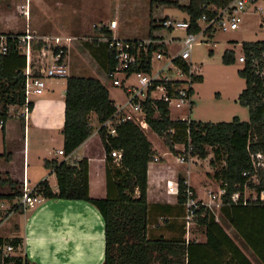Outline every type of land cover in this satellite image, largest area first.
I'll return each instance as SVG.
<instances>
[{"label":"trees","instance_id":"16d2710c","mask_svg":"<svg viewBox=\"0 0 264 264\" xmlns=\"http://www.w3.org/2000/svg\"><path fill=\"white\" fill-rule=\"evenodd\" d=\"M3 0H0V4ZM233 0H190L187 6L177 2L163 1L164 4L175 5L185 12L191 23V32H198V21L202 16L213 17V10L222 9ZM155 21H151V33L156 30ZM109 34V31L104 29ZM9 36V51L0 53V120L5 122L1 129L5 132L8 122L19 120L22 129L25 128L24 118L13 114L12 108L20 109L25 105V75L26 57L18 49L12 37L22 34H3ZM89 45V51L105 69L114 68L116 61L104 45L96 41ZM93 47H92V46ZM42 44L36 46L40 49ZM244 55L247 62L238 72L246 82V87L239 96V103L249 109L250 122H242L234 118L229 123L192 122L189 125L174 122L169 117L166 106L162 107V117L149 120L151 131L164 140L171 153L178 156L177 145L185 148L189 157L206 160L212 148L213 159L210 165L214 168L211 175L219 188L225 190L222 202L230 207L226 215L230 224L238 232L248 247L264 264V169H255L252 155L264 156V42L244 43ZM213 52H210L212 55ZM226 65L235 63V54L227 50L223 56ZM149 65V64H148ZM142 68L149 72V66ZM185 70L189 65L183 64ZM197 80H202L199 76ZM66 85L65 122L62 134L64 136L63 152L65 158L70 157L82 144L94 134L91 117L94 115L100 126L115 113V102L110 98L106 86L98 79L69 76ZM33 103L29 104L32 111ZM18 118V119H17ZM189 129V130H188ZM189 132V133H188ZM106 155V178L108 196L96 199L89 191V162L81 159L75 164L69 160L46 161L45 167L52 170L57 177L58 192L54 193L47 180L40 182L34 191L35 196L50 200L86 201L94 205L102 215L105 223V262L104 264H172L168 254L178 258L184 255L182 242L173 240H151L148 237L149 212L148 203V167L156 156L153 145L148 140L145 131L132 123L121 125L117 134L111 136L103 128L98 130ZM122 153V159L112 157V152ZM10 153L0 155L3 163L9 162ZM244 174H247L246 176ZM257 176L259 184H254L252 178ZM23 180L19 182L7 173L0 172V188H9L10 192L1 193L0 200L13 201L23 195ZM251 188L257 195V201L248 200L243 204L245 187ZM195 191L187 185L183 176L178 179V205L185 208L187 190ZM242 193L241 203L233 204L231 197ZM224 208V207H223ZM21 211L22 207H18ZM186 210V208H185ZM186 215V214H185ZM207 227V237L210 247L219 256H224L221 245L213 237V229L223 230L215 222V217L208 207L202 206L197 212V220ZM224 233V232H223ZM232 261L235 264H251L245 255L232 243ZM23 241L20 238L6 239L0 237V264L15 262V264H32L27 257L11 258L3 256V248L7 245L18 247ZM180 263V262H179ZM190 264H195L190 261Z\"/></svg>","mask_w":264,"mask_h":264},{"label":"crops","instance_id":"0c3cea01","mask_svg":"<svg viewBox=\"0 0 264 264\" xmlns=\"http://www.w3.org/2000/svg\"><path fill=\"white\" fill-rule=\"evenodd\" d=\"M172 1L180 6H187L190 2L189 0L186 4L181 0ZM10 5L12 8L7 10L8 14L17 17L14 4ZM263 5L264 0H261L258 3L260 10H263ZM17 6L25 9L21 12L23 15L25 13L28 15L24 33L30 31L36 36L45 37V34H40L43 26L41 29L32 30V13L30 9L29 15L28 0L25 4ZM1 20L0 16V26ZM24 33L0 30V34ZM66 83V80L64 82L61 80L47 81L45 94L32 98L34 106L28 119H24V129L17 122L11 121L7 123L5 132L0 130V155L4 152L11 154L8 163L0 160L1 173H7L19 182L23 180L24 174L31 188L47 180L53 192H58L57 177L52 170L45 167V162L65 159L59 151H63L64 147L62 131L65 122ZM148 140L153 145L156 157L160 159L159 162L150 163L148 167V203L150 205L148 237L151 240L164 239L182 242L181 245L185 247L184 255L178 258L173 253L167 255L173 261L172 264H190V261L195 264H235L236 261H232V245L225 235L251 264H263L227 219L226 215L230 214V207L214 205L210 208L215 222L224 232L218 229L212 230L213 237L217 239V243L225 252L223 257L207 245L206 226L196 221L187 231L184 220L186 210L178 205L179 176L186 178L187 185L195 191L199 200L211 204V199L209 198V202H206L208 200H205L198 188L192 185L189 170L183 173L173 170L169 163H163L167 160L165 158L167 153L162 154L149 138ZM162 147L168 150L164 143ZM81 159H87L89 162L90 196L105 199L108 196L106 155L99 135H93L88 139L70 156L69 160L77 162ZM210 159L208 157L204 161H209L210 165ZM192 162L196 163L194 158L190 157L185 163ZM210 169L207 171L208 178L213 173L211 166ZM203 186L210 188L209 192L213 193V188L219 187L213 179L203 183ZM0 191L7 193L10 189L0 188ZM218 198L221 199V197ZM219 199L216 201L218 204ZM41 200L32 209L22 208L21 211H16L8 221L0 225V237L20 238L23 241L21 254L27 257L32 264H104L105 223L99 210L86 201L50 200L43 197ZM7 202L10 205H16L19 199ZM154 264L161 263L158 261Z\"/></svg>","mask_w":264,"mask_h":264},{"label":"built area","instance_id":"2783aa9c","mask_svg":"<svg viewBox=\"0 0 264 264\" xmlns=\"http://www.w3.org/2000/svg\"><path fill=\"white\" fill-rule=\"evenodd\" d=\"M261 0H233L228 6L222 9L209 8L215 13L213 17L202 16L198 21L199 31L191 32V23L189 19L178 20L167 17L154 23L157 31H183L186 36L171 37L165 39L163 34H154L144 39L120 38L115 35L118 29V22L113 20L104 25L95 24L93 28L97 32V38L94 40L104 45L108 52L113 55L116 66L106 70V75L113 88L120 91L123 99L118 104L115 102V113L106 122L100 126L105 129L111 136L117 134V129L126 123H132L142 130H151L149 120H155L162 117V107L167 108L169 117L174 122L186 123L190 126L195 122L192 118V112L195 106L193 85L197 82L200 74L193 70L190 62L192 49L199 38L211 37L216 32H229L239 29L242 22V15L251 7L260 10L258 3ZM25 16L26 13L24 14ZM109 31V34L104 32ZM17 43V47L26 57L25 75V105L20 109L11 110L13 114L28 119L30 109L29 104L35 96H43L47 89L48 80L67 79L69 67L67 59L69 48L74 42L72 38L39 37L30 31L21 36L12 37ZM9 36L0 34V53L6 54ZM42 44L40 49L36 46ZM180 44L181 49L173 52L170 45ZM264 60V54H263ZM238 61L245 64L246 56L243 54ZM189 65L185 70L183 64ZM149 64V65H148ZM149 66L150 71L145 72L143 67ZM19 111L21 113H19ZM173 111L179 112L173 115ZM5 122L0 120V130L4 127ZM189 130V129H188ZM189 133V132H188ZM59 154L64 156L63 151ZM117 162L122 159V153L119 151L112 152ZM69 160L70 157L65 158ZM255 169H264V156L262 154L252 155ZM158 157H154L152 162H159ZM180 163H185V157H178ZM151 162V163H152ZM75 164L76 162H71ZM245 176L247 174H244ZM253 183L259 181L255 175ZM259 184V182H258ZM244 189L243 204L246 206L248 200L257 201V195L253 198L246 197ZM35 188H31L30 183L24 176L23 195L16 205H10L6 200H0V225L8 221L17 211L18 207L23 209H32L40 203L41 196L34 195ZM187 200L185 203L186 215L184 217L187 231L196 223L197 212L202 207L212 206L220 207L223 205L222 196L225 190L219 188L217 194L209 192L211 204L204 203L195 197L190 189L187 190ZM218 197H221L219 199ZM242 193L238 192L231 197L233 204L241 203ZM219 199L220 203H216ZM22 245L17 248L7 245L3 248V256L11 258L25 257L21 254ZM20 254V255H19ZM15 264V262L3 263Z\"/></svg>","mask_w":264,"mask_h":264},{"label":"rangeland","instance_id":"374dc122","mask_svg":"<svg viewBox=\"0 0 264 264\" xmlns=\"http://www.w3.org/2000/svg\"><path fill=\"white\" fill-rule=\"evenodd\" d=\"M163 1L165 0H28L29 15L30 9L32 13V30L41 29L43 26L40 34H45L46 37L60 36L73 39L74 42L68 50L69 75L100 80L108 89L110 98L117 104L123 99L120 91L112 87L105 69L88 49L89 45L93 44L92 42L97 38V32L93 26L95 24L104 25L116 20L119 25L118 30L115 31L116 36L130 39L148 38L151 33L152 20L156 24L157 21L167 17L178 20L188 17L177 6L164 4ZM181 1L187 4L189 0ZM25 2L26 0H3L1 2V31L25 32L26 16L21 13L25 9L17 6L25 4ZM10 4H14L17 17L8 14L7 10L12 8ZM154 34H163L167 40L171 37L183 39L186 36L183 31L170 33L157 31V29L153 31L152 35ZM254 42H264V5L263 10H257L254 7L247 10L242 15V22L238 30L219 31L211 37L199 38L194 44L190 62L193 70H197L202 76V80H198L193 85L195 106L192 117L195 121L217 124L229 123L234 118H239L242 122H250L249 109L241 106L238 101L246 87L245 80L238 74L244 68V64L240 63L238 59L244 54L243 44ZM170 49L177 52L181 49V45H170ZM227 50L234 52V64H224L223 56ZM211 51L212 55H210ZM177 114L179 112L173 111V115ZM13 122L20 125L19 120ZM91 124L95 129L93 135L98 136L100 125L94 115L91 117ZM145 132L156 149H160L162 154L167 153L165 156L167 160L163 163H169L173 170L183 173L189 170L192 185L198 188L200 195L205 200H208L211 189L204 188L203 183L213 179L211 176L213 173L209 178L207 176V171L211 170L209 161L194 157L196 163L181 165L178 157L186 158L188 156L185 154L184 146H176V150L179 151V155L176 156L169 149L165 150L162 147L164 143L162 138L151 130ZM208 151L211 161L213 159L212 148L209 147ZM212 170L215 171L214 168ZM213 190L214 193H217L219 187H214ZM254 196L255 192L249 188L246 191V197L253 198Z\"/></svg>","mask_w":264,"mask_h":264}]
</instances>
